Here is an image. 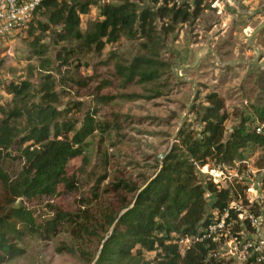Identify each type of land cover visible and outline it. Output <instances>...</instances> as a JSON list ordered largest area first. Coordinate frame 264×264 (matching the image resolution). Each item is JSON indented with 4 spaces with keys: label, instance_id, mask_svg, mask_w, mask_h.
<instances>
[{
    "label": "rangeland",
    "instance_id": "rangeland-1",
    "mask_svg": "<svg viewBox=\"0 0 264 264\" xmlns=\"http://www.w3.org/2000/svg\"><path fill=\"white\" fill-rule=\"evenodd\" d=\"M137 2L141 7L159 5L151 0ZM201 8L196 19L177 24L170 33L162 27H167L169 18L158 21L160 38L154 56L157 78L145 83H124L116 69L119 64L130 65L137 55L143 54L140 44L145 39L123 36L116 43H108L101 52L87 50L78 41L60 40L55 33L59 26L50 24L49 30L43 31L42 24L49 26L43 9L33 18L32 27L28 24L0 38V120L13 106L7 84L32 82L33 99L39 102L45 94L42 89L47 78L54 81L58 98L53 105L64 110L61 120L71 121L79 128L91 114L105 128L88 137L83 155L71 161L68 171L74 188L62 186L58 195L19 198L9 205L0 181V214L7 206L23 202L40 219L51 216L55 205L75 212L84 210L91 218L86 231L74 232L71 226L49 239L28 235L24 242L26 253L3 264H87L81 256L83 251L90 256L96 253L112 229L108 216L125 211L137 192L130 188L144 187L154 177L160 164L158 154L171 148L185 120L195 118L190 113L193 106L207 105L205 96L219 93L230 114L229 132L239 122L241 113L251 112L250 105H264V85L260 80L264 71V28L253 36L260 50L256 61V51L249 44L251 34L264 22V0H203ZM99 16V6H93L83 15L82 28L86 29L88 21ZM233 60L243 62L224 65ZM102 96L105 102L101 101ZM21 122L26 126L25 119ZM12 152L5 168L15 177L23 160L15 147ZM246 155L250 165L264 166V146L251 148ZM236 165L207 164L200 172L203 180L210 177L218 182L222 178L230 184L228 176L236 177L237 169L230 173ZM241 167L247 168L244 164ZM232 180L235 190L238 184ZM237 189L244 191L241 186ZM242 224L230 219L226 228L222 227L223 232L216 231V239L210 237L217 241L212 252L215 264H241L228 250L231 237L244 228ZM229 228L230 232L222 235ZM247 228L251 230L248 225ZM243 234L253 239L251 232ZM61 246H72L76 252L70 253ZM247 264L264 262L257 263L252 258Z\"/></svg>",
    "mask_w": 264,
    "mask_h": 264
},
{
    "label": "trees",
    "instance_id": "trees-1",
    "mask_svg": "<svg viewBox=\"0 0 264 264\" xmlns=\"http://www.w3.org/2000/svg\"><path fill=\"white\" fill-rule=\"evenodd\" d=\"M151 1L159 5L141 7L137 0H45L34 17L39 10H45L49 26L42 24L43 31L49 30L50 24L59 26L55 33L60 40L78 41L87 50L101 52L108 43H116L123 36L145 39L140 44L143 54L137 55L130 65L119 64L116 68L124 83H145L157 78L154 56L160 38L158 21L168 17L170 23L162 27L170 33L177 24L196 19L203 3ZM93 6H99L100 16L88 21L83 29V15ZM32 20L28 23L31 27ZM260 80L264 85V71ZM43 85L45 94L39 102L33 99L32 82L6 85L13 95V106L0 120V181L9 205L19 198L33 200L58 195L62 186L74 188L68 171L71 161L83 155L88 137L98 129L105 130L91 114L79 128L71 121L61 120L64 110L53 105L58 101L54 81L46 78ZM101 101L105 102L104 96ZM205 101L207 105L191 108L195 118L183 122L154 177L145 187L130 188L137 192L124 207L127 210L108 216L112 229L96 253L90 256L83 251L81 255L87 264L94 262L101 247L95 264H215L212 252L217 241L206 236L207 227L215 219L214 211H225L233 192L210 177L203 180L200 168L207 164L232 165L245 159L247 150L264 146V135L257 132L258 124L264 122V105H250L251 112L241 113L239 122L228 132L230 114L224 97L212 92L205 96ZM23 119L26 126L22 125ZM196 122L200 123L198 127ZM14 147L23 160L15 177L5 168ZM52 211L51 216L40 219L23 202L3 210L0 264L24 255L25 238L30 234L49 239L71 226L74 232H82L91 221L84 210L75 212L55 205ZM232 216L236 214L232 212ZM187 237L191 241L181 244L180 239ZM60 249L76 252L72 246ZM149 253H154L151 258Z\"/></svg>",
    "mask_w": 264,
    "mask_h": 264
},
{
    "label": "built area",
    "instance_id": "built-area-1",
    "mask_svg": "<svg viewBox=\"0 0 264 264\" xmlns=\"http://www.w3.org/2000/svg\"><path fill=\"white\" fill-rule=\"evenodd\" d=\"M45 0H0V38L6 36L12 31L25 28L33 19L34 13ZM257 132L264 135V122L257 126ZM234 172L236 177L228 176L230 184L224 180L228 188L234 193V198L230 200L229 205L224 212L214 211L215 219L207 227V234L213 239L216 237V231H224L226 223L230 219L241 221L244 228L234 234L229 241L228 253L231 257L237 259L241 264H247L252 258L257 263L264 262V166L254 167L245 159L235 162ZM244 164L247 168H242ZM227 177V175H226ZM222 179V178H221ZM232 179H236L238 186L243 188V193L239 192ZM218 183H220L218 181ZM221 184V183H220ZM246 202V203H245ZM232 212L236 216H232ZM232 217L234 219H232ZM247 225L251 228L249 230ZM223 227V228H222ZM232 224L230 228H232ZM227 229L222 235L228 234ZM251 232L252 240L246 238L243 232ZM215 232V233H214ZM230 232V231H229ZM214 235V236H213ZM191 239L189 237L180 239V243L187 245ZM252 256V258H251Z\"/></svg>",
    "mask_w": 264,
    "mask_h": 264
},
{
    "label": "water",
    "instance_id": "water-1",
    "mask_svg": "<svg viewBox=\"0 0 264 264\" xmlns=\"http://www.w3.org/2000/svg\"><path fill=\"white\" fill-rule=\"evenodd\" d=\"M264 28V22H263V24L262 25H260L252 34H251V36H250V38H249V44L250 45H252L253 46V48H254V50L256 51V58L253 60V61H256L257 60V57L260 55V50H259V48H258V46L257 45H255V43L253 42V36L256 34V33H258L260 30H262ZM209 52H213L214 54H217V52L216 51H209ZM219 62L220 63H222V61L221 60H219ZM240 62H243V61H235V60H233V61H226V62H224V65H228V64H237V63H240ZM245 62H247L246 60H245ZM180 129V128H179ZM170 151V149L168 150V151H163V152H161V153H159L158 154V156H157V158H158V160H159V162H160V167H162V163H163V160H164V158H165V156L167 155V153ZM152 179V178H151ZM219 181L221 182V184H222V186L224 187V188H227L228 187V185L226 184V182H224L223 180H221V179H219ZM146 186V185H145ZM144 186V187H145ZM143 189V188H142ZM141 189V190H142ZM133 206V204L131 205V207ZM127 210V209H126ZM125 210V211H126ZM125 211H123L122 213H124ZM114 226V225H113ZM102 248V247H101ZM101 248H100V250H99V252H98V254H97V256H96V258H95V260H94V262L92 263V264H95L96 263V259L98 258V256H99V254H100V251H101Z\"/></svg>",
    "mask_w": 264,
    "mask_h": 264
}]
</instances>
